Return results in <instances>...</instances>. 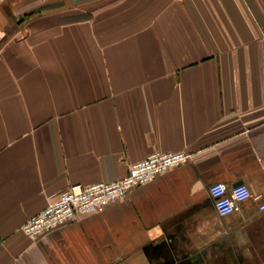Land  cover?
<instances>
[{
	"label": "crops",
	"instance_id": "crops-1",
	"mask_svg": "<svg viewBox=\"0 0 264 264\" xmlns=\"http://www.w3.org/2000/svg\"><path fill=\"white\" fill-rule=\"evenodd\" d=\"M190 157L100 212L72 184ZM246 184L237 212L208 187ZM264 0H0V264H264Z\"/></svg>",
	"mask_w": 264,
	"mask_h": 264
},
{
	"label": "built area",
	"instance_id": "built-area-1",
	"mask_svg": "<svg viewBox=\"0 0 264 264\" xmlns=\"http://www.w3.org/2000/svg\"><path fill=\"white\" fill-rule=\"evenodd\" d=\"M185 151H154L133 162L127 174L111 182L72 184L48 197L44 208L24 222L20 229L35 238L58 226L74 222L81 215L100 212L107 205L121 200L133 187L150 182L170 168L189 160ZM215 212L221 216L237 212L241 204L253 196L246 184L228 186L225 182H214L208 187ZM264 210V201L259 204Z\"/></svg>",
	"mask_w": 264,
	"mask_h": 264
},
{
	"label": "water",
	"instance_id": "water-1",
	"mask_svg": "<svg viewBox=\"0 0 264 264\" xmlns=\"http://www.w3.org/2000/svg\"><path fill=\"white\" fill-rule=\"evenodd\" d=\"M239 184H241V182H240V183H239V182H237V183L235 184V186H236V185H239Z\"/></svg>",
	"mask_w": 264,
	"mask_h": 264
}]
</instances>
